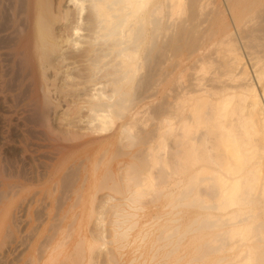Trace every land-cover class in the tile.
<instances>
[{
    "label": "bare ground",
    "instance_id": "obj_1",
    "mask_svg": "<svg viewBox=\"0 0 264 264\" xmlns=\"http://www.w3.org/2000/svg\"><path fill=\"white\" fill-rule=\"evenodd\" d=\"M67 1L68 4L69 1L74 4L79 14L85 5L89 6L90 17L89 20L87 19L89 21L87 25H92L93 40H91L92 46L90 45L86 50L88 54L91 52L95 54L92 65L99 70L97 73L102 69H108L107 72L110 73L104 72L103 77H97L95 79L97 81L92 83L90 93H86L84 102L89 115L86 114L88 121H85L90 126L86 124L85 131L76 139L68 138L66 144L57 145V154L51 152L54 156L41 167L42 169L39 166L41 170L35 175L18 176L19 178L13 183L17 191L12 192L14 195L12 198L16 196L19 198L24 193L21 205L23 202L34 204L36 209L33 213L47 218L49 214L47 204L48 206L50 204L47 200L51 201L60 194L58 191L60 185L56 180L68 177L70 181H75L76 185L81 183L82 186H77L83 189L100 176L99 181L105 182L104 175L107 176L108 173L110 177L108 176L107 180L116 177L117 173L112 172L111 175V171L108 172L109 167L107 172L103 171L106 166L104 162L106 163L105 159L108 160L106 158L108 152L111 153L110 157L114 155V159L116 158L117 153L114 151L118 152V148L114 141L120 142L117 137L121 133H126L125 136L128 135L133 139L131 142L126 138L127 141L137 146L134 152L131 151L133 154L127 155L126 162L121 157L116 161L117 165H122L120 167L122 185L116 184L114 188V182L111 180L113 182L110 184L113 186L111 191L115 190L114 193L121 196L118 199L119 203H116L120 208L118 206L114 208L118 216L116 215L117 218L112 222L113 230L117 231L113 235L124 236L126 232L125 235L128 236L126 230L129 225L126 222L133 215H140V211L145 208L141 201L147 195L154 193L157 198L152 204L162 210V215L167 216L163 221L161 220V223L155 222L157 224H155L157 230L155 237L160 242L157 264H264V0H225L234 28L228 23L229 20L228 22L225 20L224 17L227 16H224L225 12H222L224 9H220L221 5L217 4V0ZM86 2L87 4H84ZM16 3L18 7L14 5V8L17 7L16 29L19 35L16 36L15 44L22 42L19 54L25 56L33 41L29 31L31 26L36 27L35 23L30 26L29 22L37 16L38 19L42 18L41 14L46 10L48 0H16ZM214 5L216 6L210 10L209 7ZM5 7H10V4L8 3V6L4 4L3 10L8 11L10 8L6 10ZM7 19L6 22L9 21ZM47 20L48 18L40 19L37 26L39 37L43 40L48 38L50 30V21ZM79 29L80 27L74 25L71 32L78 34ZM44 31L47 35L43 33ZM70 41L71 39L66 40L67 43L76 46L82 40L76 39L71 43ZM208 46L212 49L211 52H205L206 55L210 53L207 57L203 51ZM187 57L193 58V63L190 64L194 65L192 66L194 73L191 71L192 77L189 74L191 78L188 79L190 81L188 84H186L188 80L185 66L182 67ZM245 57L250 62L253 76L249 71L250 66L248 68L244 61ZM38 58L42 60L44 56L38 55ZM64 60L67 59L64 57ZM68 62L65 66L69 65ZM148 63L152 64L151 68H148ZM41 67L44 69L43 63ZM107 84L111 85L108 90ZM42 98L45 103L51 102L47 95ZM47 109L49 111V108ZM44 135L43 137H46V134ZM59 135L61 136V133ZM65 137L64 140L67 139ZM57 139L55 138V141ZM105 145L110 146L112 151H108L107 147L104 148ZM100 147L105 150L102 152ZM89 148L92 149V153L88 152ZM42 155L41 157H44ZM60 158L63 160H59ZM25 163L27 164L26 161ZM3 167L6 170L8 168L5 165ZM3 173L6 174L4 171ZM35 182H45L41 191L29 188L31 185L34 186ZM62 183L61 186L66 187V183L64 182L63 185ZM97 185H95L96 191L101 189L102 184ZM110 186H106L105 189L111 188ZM6 190L7 193L0 190V215L12 216L15 213L11 209L14 208L13 211L16 212L20 205H12L15 207L11 208V203L6 205V202H3L11 197L8 194L10 191ZM165 192H168L167 196ZM64 193L67 195L66 191ZM175 195L179 198L169 204ZM75 196L79 199L78 195ZM91 196L93 197L92 194ZM171 217H175V221L183 217L184 223L180 228L179 225L178 227L175 225L176 223L169 226L167 223ZM5 219L0 221V264H9V261L15 260L13 258L16 257L14 255L16 252L23 264H42L47 247L54 249L62 244L63 237L64 239L70 237L64 230L71 226L69 224L66 228L61 226L57 231H51L54 233L50 235L36 229L34 233H31L33 229L29 231L30 233L16 235L10 232L11 230H6ZM76 234L78 235L76 238H79L78 245L79 242H85L84 230L80 229ZM151 234L153 233L147 229L138 231V236L141 238H148ZM156 240L154 244L156 242L158 244ZM74 244L77 245L71 240L68 245L73 248ZM91 245L92 243L89 242L87 247ZM81 246L83 248V244L79 245ZM122 247L124 248V245ZM122 249L120 248L121 251ZM75 251L77 252V249ZM70 254L69 256L73 255ZM133 255L134 251H130L127 256L125 254L118 256L122 263L127 264L128 257ZM132 260H137V257H132ZM131 263L129 261V264Z\"/></svg>",
    "mask_w": 264,
    "mask_h": 264
},
{
    "label": "rangeland",
    "instance_id": "obj_2",
    "mask_svg": "<svg viewBox=\"0 0 264 264\" xmlns=\"http://www.w3.org/2000/svg\"><path fill=\"white\" fill-rule=\"evenodd\" d=\"M6 1H8V0H0V42H1V44H0V165H1L0 166V175H1L0 176V181H1L0 182L1 183L0 184V190L5 192V190L7 189L8 192L9 191L11 192V193L10 192L8 193L11 197L6 199L7 201L3 200L4 203L6 202V205L11 203L10 204L11 208L15 207L12 205H16V204H17V206L20 205V207H19V210H16V212L13 211L14 208H12V209L10 208L11 211L16 214V216H15V214L14 215L12 214V216L8 215L9 217L7 215H0V218H1L0 221H3L5 218H7V220L5 219V221H4L7 224L6 230L7 231L11 230L10 232H13L16 235H20V233H21V235L24 233H30L33 229H34V231H32L31 233H34V232H36V230H39L43 234H49L50 235L51 233H54L51 231H53V230L57 231V229H60L61 226H64L66 228V226L68 224H69V226L71 225L70 227H67V230L64 229L65 232H67V234L70 235V237L68 235H66V236H68V238L65 237V239H64V237H63V240L61 242L62 244H60L59 246H56L54 249H52V247L51 248L47 247L46 252L43 255L44 256L43 258L45 261L43 260L42 264H50V263L51 264H108V263L109 264H124L119 260L118 255L125 254V256H127V254L130 251H134V255L128 257L127 264H129V261H130V263L133 261L132 257H137V260H134L131 264H135V262H136V264H153V263L157 264L156 261L159 258L157 256H159V254H160V242L158 240H156L157 238L155 237L157 235V230L155 229L156 228L155 226L158 223H161L163 221V218L167 217V216L162 215V213H163L162 210H160L158 207H155L152 204V202H154V201L156 202V198H157L156 194L153 195L154 193H151V194L147 195L148 198L145 197L143 199V201H141L143 207H145L146 209L143 208V211L142 210L140 211L141 212L140 215H138V216L133 215V217L130 218L129 221L126 222V224L129 225L130 229L132 226L137 225L134 228L132 227L133 229H131V230L129 228H128L129 230L128 229L126 230L128 232V236L125 235L126 232L124 233V236L122 234H121V236L118 235V237L120 236L119 237L120 239H118L117 235H113V234H116L117 231L113 230L114 228H112L113 227L112 222L118 216L117 214H115L116 209H114V208H116L119 205V204L116 205V203H119L118 199H120L121 196H119V194H117V193H114L115 190L111 191V189L113 190V186L115 188L116 184H117V186L122 185L121 168H120V167H122V165L121 164L117 165L116 161L118 158L121 157L126 162L128 160V156L130 154H133L131 151L134 152L136 149L135 147L137 146L136 144L131 143V142H133V139H130V137H128V135L125 136L126 133L125 134H123V133L119 134L120 137L118 136L117 138H119L120 142H118V140L114 141L115 146L117 145L116 148H118L117 149L118 152L116 150L114 151L117 153L116 158L114 159V157H113L114 155L111 156V157H113V158H111L110 157L111 153L108 152L107 153L108 155L106 156V158H108V160L110 158L113 160L110 159L108 161L107 159H105L106 163L104 162V164L106 166H104L103 171L107 172L108 171L107 168L109 167L111 170L109 169L108 172L111 171V175H113V173H117L116 177L114 176V178L111 177L107 180L108 176L110 177V175H108L110 173H108L107 176L104 175L106 178L104 180L107 183H105V182L102 183L99 181L101 176L98 177L96 180H94L93 182L95 185H97V184L101 185L102 184L101 189H98V191L95 190L97 188L93 184V182L91 183L90 186H86L85 188L81 189V187H78L79 185L82 186L81 183L80 184L78 183L77 184L78 186H77L76 182L71 180L72 181V183H71V181L68 179V177H63V178H65L66 180L68 179L67 181H70V182H67L65 179H63L64 181L61 179L56 180L59 182V185H60V188H59L60 190H58L60 193L59 194L60 196L58 195L56 197V198H58L57 200H56V198L51 199V201L47 200V202L50 203L49 206L47 204V211L49 210V212H48L49 214H48L47 218H44V216L40 217V215L34 214L35 209H36V206L34 204H29L26 202L27 203V207H26V205H25L26 203L23 202L21 205L20 202L22 199H24L23 198L24 193L22 195H20L19 198H18V196H16L15 198H12V197H14L12 192L14 193V191L15 192L17 191V188L13 187V183H15L19 177H21V176L28 177L31 175H35L37 173V171H40L42 169L41 167H43L46 164V162H48L52 156H54V154H52V153L57 154V151H56L57 148L56 147H58L59 145L66 144L69 141L68 138L69 139H71V138L76 139V137L78 135L83 134L81 132H84L87 125H89L87 123V121H88L87 117L89 115L88 114L89 111H88L87 105L84 102V100L87 97V94L90 93L89 91L92 88L91 87L92 83L97 81L95 79L97 77L98 78H100L101 76L103 77L104 72H106L107 74H109L110 72H107L108 69H106V70L104 69L105 71L102 69V70H100L99 73H97L99 70H97L94 67V65H92V64H94L95 54L92 52L88 54L87 50H86L91 45V42H92L91 40H93V34H92V28H91L92 25H90V24L87 25L89 23V21H87V19L89 20L88 17H90V14H89L90 9H89L88 5L87 6L85 5L82 12H80V14H79V12H77V8L74 6V4L71 1H69V4H68L67 0H48L47 8L44 12H42V14H41L42 18H40L42 20L48 18V20L50 21L49 22V26H50L49 35H47L45 31L43 32L44 34H46L48 36V38L46 40H43L42 38L39 37V32H38L37 26L39 25L40 19H38V16L31 19L29 22L30 26L34 25V23L36 24V27H35V25H34V28H32V26H31V29L29 31V33L33 36V39H32L33 41H32L31 48L28 50L27 54L25 56H22L19 54L22 42L15 44L17 42L16 36L19 35L18 30L16 29L18 26L17 25L18 24V19H17L18 13H16V11H17L16 8L18 7V5L16 3V0H9V2H6ZM11 2H12V4H11ZM216 2L218 5H221V6H219L220 9H222V10L224 9L222 12L223 13L225 12L224 16H227V17H224L225 20L227 22L229 20L228 23H230V25L232 24L231 27L234 28L232 18H230V16H231L230 11L228 8H226V7H228L227 1L217 0ZM8 3L10 4V7H8L10 9L5 7V9L6 10L8 9V11L3 10L4 4H7V6H8ZM84 4H87V2ZM14 5L17 7L14 8ZM215 6L216 5L210 6L209 9L211 10ZM84 9L86 10V12ZM46 11H49V13H47ZM50 12L53 15H51ZM77 14H79V16ZM15 15H16V17H15ZM5 17H6V19L8 18L7 19V20H9V21H7L8 23L6 22V19H4ZM14 19H15V21H13ZM37 19H38V21L36 23ZM54 19H55V21H54ZM79 22H81V23H79ZM7 25H9L10 27H8ZM74 25L77 27H80V29H79L80 32L78 31V34L76 33L77 35L75 33L71 32L72 31L71 28H72V26L74 27ZM5 26L7 29L4 28ZM11 31H12V33H11ZM15 32H16V34H15ZM84 33L85 34L88 33V34L85 35ZM71 34H73V36ZM13 35H14V39H13ZM3 39H4V41H3ZM67 39H71L70 43L76 39H79V41L82 40L81 42H83V43L80 42L79 44L77 43L78 45L72 46V44H69L66 42ZM45 43H47V44H45ZM48 43L49 44L51 43V45H48ZM2 45H4V46H2ZM52 45H54V46H52ZM211 49H212V47H211ZM211 49L209 46L206 47V49H205L206 51L205 50L203 51L205 56L208 57V55L210 53L208 55H206V53L211 52L210 51ZM38 55H39V57H41V55H43L44 60L43 59L41 60L40 58H38ZM59 55H60V57H59ZM68 55H70V56H68ZM64 57L67 59L66 61L64 60ZM214 58H215V56H214ZM245 58L247 60L244 59V61L247 63L246 65L249 68L250 62L248 61L247 57H245ZM3 59H5V60H3ZM90 60H92V61H90ZM185 60L182 63V65H183L182 67L185 66L184 67L185 73L188 76V77L186 76V79L190 80V78L192 77V75L194 73V70L192 69V66H194V65L190 64L191 62L193 63V61H192L193 58L187 57V60L186 61ZM68 61H72L73 63L70 64ZM66 62L69 63V65H67L68 69H66L67 66H65ZM41 63H43V65L45 66L44 69H42ZM151 65L152 64L148 63V65H147L148 68H151ZM186 66H187V68H186ZM189 67H190V70H189ZM144 71H145V69L143 70V72ZM249 71H250V74L253 73L251 66L249 68ZM93 73H95V75ZM189 74L191 75V77L189 76ZM251 75L253 76V74H251ZM92 77H94V78H92ZM189 80L187 81L186 84H188L190 82ZM49 83H50V85H49ZM110 86H109V84L106 85L107 90L110 89ZM257 86H258L257 88L259 89L258 84H257ZM43 94H44V96H43ZM45 95L49 96L51 99V102H49V103L46 102L47 105H45L46 103H45L44 99L42 98V97H45ZM48 104H49V106H48ZM51 107H52V109H51ZM45 108L46 109L49 108V111H47L48 109L46 110ZM46 111L50 112V113H47ZM87 111H88V113H87ZM45 112H46V114H43ZM86 114H88V115H86ZM44 115H46L45 118H44ZM85 120H87V121H85ZM55 130H56V132H54ZM47 131L49 133H51L52 135H50ZM59 131L61 133V136L59 135L60 134ZM55 133H57V134H55ZM44 134H46V137L48 136L49 138L43 137ZM62 134H64L66 136L65 137L63 135L65 137V139L67 138L66 140H64V137L62 136ZM123 135H124V138H122ZM53 136H55V138H58V139L55 141V138ZM60 137H61V139H60ZM117 138H115V139H117ZM121 138L124 141H122ZM126 138L129 141L131 140V142L127 141ZM135 141L136 140H134V142ZM128 144H130L131 146ZM46 146H48V147H46ZM106 147H107L108 151H112L110 146H109L110 147L109 148L108 146L105 145L104 148H106ZM100 148H98V149H100ZM101 149H102L101 150L102 152H103V150H105L103 148H101ZM88 150H90V151H88ZM88 150L87 151L89 153H92L91 148H89ZM44 151H47V152H45L46 155H45ZM124 153H127V154H124ZM19 155H21L22 158ZM41 155L44 157L48 155L50 157L48 158V156H47V159H46V157L45 158L41 157ZM63 157H64V155H62L61 158H63ZM32 158H34L35 161ZM61 158L59 160H61ZM37 159L39 162L37 161ZM2 160H4V161H2ZM5 160H7V162L10 164H7ZM21 161H22V163H21ZM25 161L27 162V164L25 163ZM110 161H111V163H110ZM58 162H60V161H58ZM108 162H109V164H107ZM11 164H13L11 167H13V166H15V167H13V168L10 167L11 168L10 169L9 166ZM14 164H16V165H14ZM28 164L30 167H28ZM33 164L35 166H33ZM3 165L8 167V168L6 167L7 170L5 169V167H3ZM19 167L22 170L25 169L24 172L21 170L24 174L20 171ZM33 167H35V168H33ZM38 167L41 169H39ZM1 169H3V171L6 172V174L3 173V171H1ZM13 169L15 170V172ZM33 170L36 172L34 173ZM12 171H13V173H12ZM70 178H72V177H70ZM104 180H101V181H104ZM111 180L114 182L113 186L112 185L110 186V184L113 183ZM56 181H51V182H56ZM62 182L66 183V187H64ZM35 183H34V186L31 185V186H29V188H31L34 191H41V188L45 182H43V183L37 182L36 184ZM61 183L63 186H61ZM100 185H99V188H100ZM91 186H93V188ZM106 186H108V187L110 186L111 188L107 187V189H108L107 190V189H105ZM97 187H98V185H97ZM102 187H104V188H102ZM65 188H67V190ZM13 189H15V190H13ZM23 189H24V187H23ZM64 189H65L67 195L64 193L65 192ZM69 189H70V191H68ZM73 189L74 190L76 189L77 191L74 192ZM99 190H102V191H99ZM73 192L75 195L79 196V199H78V197L76 198V196L73 194ZM5 193H7V192H5ZM167 193L168 192H165L166 196H167ZM91 194L93 195V197L91 196ZM63 195L66 197H63ZM67 196H68V198H67ZM153 196L154 197L156 196V197L154 198ZM74 197L78 200L74 199ZM150 197H151V199H150ZM178 198H179V196L175 195V197L169 202V204L177 201ZM115 199H117V200H115ZM75 200H76V202H75ZM59 203L61 204V206ZM72 204H76V205L73 206ZM153 206H154V208H153ZM63 208H64V210H66V212L64 210H62ZM56 210H58L59 212ZM104 210H105V212H103ZM29 211H31V213H29ZM33 211H34V213H33ZM91 211L93 214H91ZM112 211H114V212L111 214ZM148 212H151V214H148ZM156 212H158V213H156ZM62 213H63V215H61ZM75 213H77V214H75ZM3 216H5V217H3ZM38 216H39V218H38ZM135 217L137 219L138 218H141V219L137 220ZM151 217H152V219H151ZM16 218H18V220ZM60 218H63V219L61 220ZM174 218L175 217H173V218L171 217L168 220L167 224H169V226H170V225H174L176 223L175 225H177V227L179 225L178 228H180L182 226V224L184 223V218L182 217L176 221ZM38 219H39V222H38ZM72 219L74 222L71 223ZM151 220H152V222H151ZM156 221H158V222H156ZM11 222H13V223H11ZM147 222H149V223H147ZM14 223H15V225L13 226ZM50 223L52 225H50ZM56 223H58V224H56ZM145 223H147V224H145ZM16 225H17V227H16ZM139 225H140V227H139ZM34 226H36V227H34ZM51 226H52V228H51ZM53 227H54V229H53ZM47 228H50V229H47ZM149 228H152V229H149ZM80 229H82L86 232L85 242L84 241L79 242V245L83 244V248H82V246L79 247V245L77 244V242L79 241L78 240L79 238H76V237H78V235L76 233ZM141 229L150 230L151 233H153V234H151L152 236L150 235L149 236L150 238L149 237L148 238L147 237L141 238V236H138V231H140ZM99 238H101V239H99ZM96 239H98V240H96ZM122 239H124V241ZM71 240H73L74 243L77 244L76 246L74 244L73 248H72V246L68 245L69 241H71ZM86 240L88 241L87 243H86ZM127 240H129V241H127ZM155 240L158 241V244H157V242L154 244ZM100 241H102V242H100ZM116 241H117V243H116ZM89 242L92 243V245L94 247L92 245L90 247H87V244ZM138 242H140L141 244ZM123 243H125V244H123ZM117 245H121V246L117 247ZM123 245H124V248L122 247ZM128 245H129V247H127ZM80 248H82V249H80ZM120 248L121 249L123 248L122 251L120 250ZM150 248H153V250ZM155 248H157L156 252L154 251ZM75 249H77V252L75 251ZM117 249H118V251H117ZM72 250H74L73 251L74 253H72ZM135 251L136 252L139 251V252H137L138 254L135 253ZM153 252L155 254L156 253L157 254L155 255V254H153ZM70 253L73 255H71ZM69 254L71 256H69ZM152 254L154 257L155 256L156 257L152 258L153 257V256L151 257ZM14 255H16V257L15 258L12 257V258L15 260H13V261L11 260L12 263H11V261H9V264H13V263L14 264H19V263L23 264L21 262V260L19 259L20 256H18L17 252L14 253ZM17 256H18V259H17ZM110 256L114 260L112 258H110ZM146 256H148V257H146ZM151 258H152V260H151ZM47 259H48V261H47ZM148 259H150L151 261Z\"/></svg>",
    "mask_w": 264,
    "mask_h": 264
}]
</instances>
